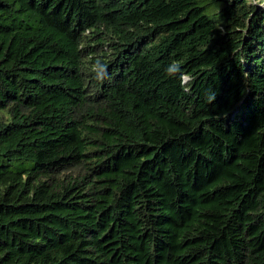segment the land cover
Masks as SVG:
<instances>
[{"label":"trees","instance_id":"obj_1","mask_svg":"<svg viewBox=\"0 0 264 264\" xmlns=\"http://www.w3.org/2000/svg\"><path fill=\"white\" fill-rule=\"evenodd\" d=\"M264 0H0V264H264Z\"/></svg>","mask_w":264,"mask_h":264},{"label":"rangeland","instance_id":"obj_2","mask_svg":"<svg viewBox=\"0 0 264 264\" xmlns=\"http://www.w3.org/2000/svg\"><path fill=\"white\" fill-rule=\"evenodd\" d=\"M259 7L264 9V4L263 3H259Z\"/></svg>","mask_w":264,"mask_h":264}]
</instances>
